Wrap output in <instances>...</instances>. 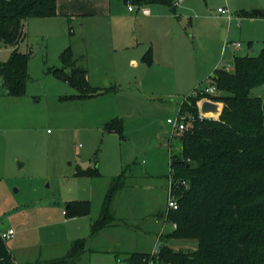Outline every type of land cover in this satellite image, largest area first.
I'll return each mask as SVG.
<instances>
[{"label":"rangeland","instance_id":"obj_1","mask_svg":"<svg viewBox=\"0 0 264 264\" xmlns=\"http://www.w3.org/2000/svg\"><path fill=\"white\" fill-rule=\"evenodd\" d=\"M190 1L200 3L203 8L181 9L182 3L178 7L180 12L172 14V20L164 21L169 26L173 23V35L181 45L165 56L159 55L152 66L153 80L143 84L140 80L123 81L117 84V93L88 100L64 99L77 91L48 72V67L62 66L60 54L66 48H72V44L82 47L84 36L77 33L78 27L74 23L76 33H71L68 15L59 20L31 19L38 23L33 33L27 28L26 42L20 43L21 50L33 53L27 92L13 96L6 93L4 87L0 88L1 228L10 225L18 232L19 222L34 226L38 220L42 223L51 216L56 218L58 214L63 215L66 202L73 200H91L93 212L98 214L110 178L120 175L127 166L142 175L136 178L129 171L128 184H141V188L136 189L137 198L133 200L128 198V194L134 192L131 189L119 194L116 209L120 217L135 218L143 211H155L158 206L168 213L169 148L171 142L174 145L178 142L172 136L168 119L178 117L186 96L213 85L209 76L214 72L217 57H222L219 67L233 70L234 50L226 47L228 40L242 41L244 47L236 51L240 55H246L250 40L254 42L253 55H258L264 44L261 17L251 23L243 21V28L237 19L241 9L264 10V0H187ZM115 5L116 11L128 8L122 0ZM219 8L228 9L231 20L228 21L227 14H219ZM140 14L143 12L137 10L134 17ZM206 16L211 20H206ZM150 34L159 42L157 32ZM178 34L183 38L182 43ZM10 53V47H1L0 59L7 60ZM121 55V52L116 54L119 66L125 63ZM107 60L111 62L110 58ZM253 91L263 94L261 90ZM218 103L223 108V104ZM115 116L125 121V139L104 130L105 124ZM94 165L99 167L102 178L76 176L79 168ZM165 222L168 233L173 225ZM168 244L187 252L198 248L195 239H174ZM82 264L126 263L118 262L113 253L94 256L89 252Z\"/></svg>","mask_w":264,"mask_h":264},{"label":"trees","instance_id":"obj_2","mask_svg":"<svg viewBox=\"0 0 264 264\" xmlns=\"http://www.w3.org/2000/svg\"><path fill=\"white\" fill-rule=\"evenodd\" d=\"M58 0H0V48L10 47L7 60L0 59V78L10 95L23 96L31 79L29 63L32 52L20 49L30 18L56 17ZM174 0H126V4L173 7ZM262 17L264 18V10ZM242 16H255L240 11ZM152 62L151 53L144 55ZM62 66L48 67V72L68 83L77 93L64 99H91L117 91L114 86L100 88L90 84L87 69L75 59L73 49L60 54ZM210 82L217 94L197 90L181 105V113L193 115V125L170 143V165L178 196L177 209L164 213L166 221L176 224L173 231L161 235L157 254L128 253V264H264V45L258 55H239L232 71L217 68ZM199 90V92H198ZM253 90H261L262 95ZM208 97L223 104L221 114L199 118L198 101ZM125 121L116 117L104 127L123 139ZM131 166L110 180L100 215L91 224L95 235L114 220L116 194L128 184ZM169 175V176H170ZM76 176L102 177L99 167L79 168ZM167 176V178H169ZM182 181H187L186 188ZM90 201L68 203L66 215L91 212ZM195 239L198 248L187 252L174 249L168 241ZM85 237L75 240L63 257L21 264H78L87 251Z\"/></svg>","mask_w":264,"mask_h":264},{"label":"crops","instance_id":"obj_3","mask_svg":"<svg viewBox=\"0 0 264 264\" xmlns=\"http://www.w3.org/2000/svg\"><path fill=\"white\" fill-rule=\"evenodd\" d=\"M116 1L117 2H115V0H58V16L45 17L50 20H59L60 18L64 19L66 15L70 16L69 28L71 33H76V28H74L76 25L78 27L77 33H81L84 36L82 47L77 48L76 44H72L75 59H78V63L87 69L90 84L100 88L114 86L117 89V84H121L123 81L138 82L140 80L143 84L144 81L153 80V73L151 72L153 69L152 66L159 60V55L162 54L165 56L169 50L178 48L181 45L178 40L175 39L177 36L173 35V32H175L173 23L169 26L164 22L172 20V14H175L169 6L166 7L160 4H153L152 6H148V8H151L150 14L143 13L134 17L137 11H129L128 8L124 7L121 11H116L113 6L114 3H116L115 6H118L119 0ZM122 1L127 6L126 2H124V0ZM186 7L190 9L203 8L200 3L197 4L193 1L187 2V0H184L181 9ZM176 9L177 13H179L180 8ZM241 10L245 11L244 9ZM218 13L225 15L220 13L219 9ZM237 14V19L242 28L243 21L245 23H251L257 21L260 17L249 15L242 16L239 12ZM226 18L228 21L231 20L228 16ZM261 18V21L264 23V18ZM31 19L32 18L26 23V36L21 44L26 42L25 40L28 36L27 30L30 29V32L33 33L34 25L38 23L31 22ZM205 19L211 20L208 16H206ZM49 24L53 25L55 23ZM87 30L89 34H87ZM151 32H157V35L160 37L159 42L156 41L154 37L151 38ZM178 36L180 40L183 39L181 35L178 34ZM227 42L242 43V41L234 40H228ZM228 43L226 47L233 48L234 50L232 55L235 63V58L240 55L237 54L236 51L241 50L244 45L242 43L240 48H235L234 45H229ZM21 44H19L20 49ZM149 44H153V46ZM27 48H29L28 42ZM246 48V55L254 54V42L252 40L247 43ZM262 48L263 47H261V49ZM119 52L122 54L121 58L124 57L125 60H123L125 63L122 62L123 64L121 66H119L117 61L118 58L116 57V54ZM148 52L151 53V63H148L144 57ZM109 58L111 59L110 63H108L107 60ZM221 60L222 57L216 58L213 66L215 67L213 70L214 72L209 78L214 75L217 68H221L219 67ZM117 92L118 89L117 91H111L107 94L94 96L93 98ZM116 117L117 116L112 117L110 120ZM130 171V175L132 173L133 177H142V175L139 176L140 174H137L135 171L131 169ZM110 180L108 182L109 187ZM168 186L169 182L166 187V195ZM140 188L141 184H130L116 194L112 207L113 214H115L114 220L95 235L91 234V224L100 215V212L98 214L93 212V202L89 199H80L91 202L92 208L89 214L69 217L66 215L65 210L68 203L72 201H67L63 215L58 214L56 218L51 216L42 223L38 220L34 226L28 225L26 222H19L20 228L18 232L15 231L16 234L10 239L2 238V233L4 230L12 228V226L0 227V264H21L23 262L47 261L53 258L63 257L70 251L72 243L83 237L87 239V251L82 255L78 264L83 263V260L87 258L89 252L94 254V256L101 253H113L114 258L118 262H125L128 264L125 260L128 253H151L156 251L157 249H155V247L157 246L159 248V246L162 245L161 241H159V237L172 232L174 229L172 226V231L166 233V219L161 208L158 206L155 211H143L142 215L136 216L135 218L127 216V218H129H126L127 220L124 218L122 219L120 217L121 214L118 212V208L116 209L117 197L119 194L131 189L134 192H130L128 198L133 200L137 198L136 189L139 190ZM149 188L155 189L153 186H149ZM105 239H109V242L107 241V243H105ZM169 242L170 241H168V243ZM145 244H149V247L146 248Z\"/></svg>","mask_w":264,"mask_h":264},{"label":"built area","instance_id":"obj_4","mask_svg":"<svg viewBox=\"0 0 264 264\" xmlns=\"http://www.w3.org/2000/svg\"><path fill=\"white\" fill-rule=\"evenodd\" d=\"M184 0H174L173 1V7L178 8ZM128 10L129 11H137V10H141L144 14H150L151 10H149V8L147 6H135L133 4H128ZM219 12L222 14H227V16L229 18H231V13L228 9L225 8H219ZM229 45L232 44L235 46V48H240L242 46L241 42H231L228 43ZM3 87L1 81H0V88ZM204 91L206 93H210V94H217L218 88L215 85H207L205 86V88L201 89V91ZM1 89H0V94H1ZM193 95H197V90L193 93ZM205 99H209L211 101H213L212 99L208 98V97H204L202 98L200 101H198V107H199V118L202 117H209L204 115L203 113H201V106H202V101ZM185 100V98L183 99V101ZM182 101V102H183ZM181 102V103H182ZM214 102V101H213ZM182 105V104H181ZM181 105H180V111L178 114V117L176 118H169L168 119V124L170 126H172V136H177L180 135L181 133L187 131V129H189L192 125H193V121L195 118H193V115H191L190 113L187 114H183L181 113ZM169 181V186H168V197H169V202H168V206L169 209H177L179 206L178 203V196L176 194V190L174 188V181H173V176L172 174L169 176L168 178ZM182 184L186 186V188L189 187V184L187 181H182ZM176 227V224L173 225V228ZM16 234L15 230L13 228H8L7 230H4L2 233V238L4 239H10L12 237H14V235ZM159 252V248L156 251H153V254H157ZM150 264H157L154 260H151Z\"/></svg>","mask_w":264,"mask_h":264},{"label":"water","instance_id":"obj_5","mask_svg":"<svg viewBox=\"0 0 264 264\" xmlns=\"http://www.w3.org/2000/svg\"><path fill=\"white\" fill-rule=\"evenodd\" d=\"M124 2H126V0H124ZM173 13H177V9L176 7H172L171 8ZM253 14L255 16H260L262 17V14H263V11L262 10H259V9H255L253 10ZM6 93H8L7 91H5ZM202 106H201V113H203L204 115L208 116V114H212V115H216L217 116L219 114H221V111H222V106L220 105V103H216V102H213V101H210L208 99H205L202 101Z\"/></svg>","mask_w":264,"mask_h":264}]
</instances>
